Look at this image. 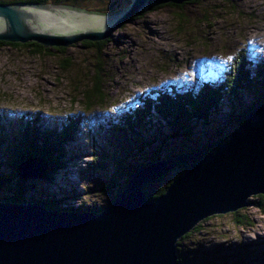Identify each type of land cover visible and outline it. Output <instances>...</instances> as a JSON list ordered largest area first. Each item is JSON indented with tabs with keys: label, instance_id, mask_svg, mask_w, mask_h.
<instances>
[{
	"label": "rangeland",
	"instance_id": "rangeland-1",
	"mask_svg": "<svg viewBox=\"0 0 264 264\" xmlns=\"http://www.w3.org/2000/svg\"><path fill=\"white\" fill-rule=\"evenodd\" d=\"M80 1L79 7L97 12H104L110 2ZM121 1L125 7L131 3ZM108 39L101 51L82 42L65 51L48 47L42 53L35 51L36 46L8 45L0 49V116L6 129L8 123L23 116H40L43 122L59 126L72 117L82 119V132L73 144L77 156L57 173L53 185L39 184L40 188L69 189V196H75L67 198L65 205L94 206L111 200L114 193L110 188L114 189L121 178L110 183L112 161L108 172L82 173L81 169L105 148L122 157L128 153L131 141L124 134L126 139H115L110 127L119 124L129 109L140 105L142 95L163 90L171 94L173 90L198 93L204 83H223L227 74L234 75L244 63L253 68L264 62V0H192L181 8H150L117 28ZM99 71L107 101L87 107L82 91ZM242 101L252 104L254 96L244 93ZM230 111L231 103L226 98L219 114L221 123ZM161 123L165 124L164 133L169 134L167 122L162 119ZM102 125L105 130H101ZM233 130L227 125L226 134ZM196 137L200 145L218 138L212 129H207L206 135L196 132ZM165 142L163 138L158 143ZM175 142L190 144L183 136ZM164 149V155L181 150L172 141ZM152 150L133 155L132 159L142 156L140 159L147 161ZM157 186L152 184L150 189ZM255 196L249 200L251 206L210 216L198 224L199 229L191 230L190 238H181L179 254L186 256L185 263L264 264V240L256 239L258 232L264 236V211L252 202Z\"/></svg>",
	"mask_w": 264,
	"mask_h": 264
},
{
	"label": "water",
	"instance_id": "water-1",
	"mask_svg": "<svg viewBox=\"0 0 264 264\" xmlns=\"http://www.w3.org/2000/svg\"><path fill=\"white\" fill-rule=\"evenodd\" d=\"M131 0L117 13L54 3H0V41L68 47L102 41L135 15L160 3ZM178 157V156H177ZM139 166L125 189L102 212H62L35 203L0 201V264H187L179 240L202 220L251 206L264 194V102L228 139L176 177L158 199L145 187L197 154ZM22 179L41 178L46 167L29 159Z\"/></svg>",
	"mask_w": 264,
	"mask_h": 264
},
{
	"label": "trees",
	"instance_id": "trees-1",
	"mask_svg": "<svg viewBox=\"0 0 264 264\" xmlns=\"http://www.w3.org/2000/svg\"><path fill=\"white\" fill-rule=\"evenodd\" d=\"M107 2L106 0H102ZM108 7L104 12L117 13L120 9L125 8L121 0H109ZM195 2L201 0H193ZM54 3L80 6V0H0V3ZM64 2V3H63ZM185 4V3H183ZM182 4V5H183ZM181 8L182 5L170 4ZM165 6L164 4H154L152 9ZM91 11V10H90ZM145 12V11H144ZM140 12L135 17L141 15ZM134 17V18H135ZM110 39L102 41L84 40L82 44L89 47H95L100 51L107 46ZM12 45L14 47H31L36 46V52L42 53L49 48L37 42L28 43H12L0 41V49L4 46ZM58 50L65 51L67 47H57ZM250 64L238 67L235 74H227L223 83L219 85H211L204 83L198 93L192 91L186 94H171L167 90H163L157 94L142 95L141 104L136 108L129 109L121 116L119 124L114 123L111 129L115 133V139L128 138L131 141V147L123 157L116 153H109L105 148L102 153L95 156L87 167L81 169L82 173H99L108 172L111 161L113 164V173L110 176V183L115 184L119 177L116 187L113 190L111 200L106 204H96L89 206L82 205H65V200L69 197V189L60 186L50 189L41 187L39 184L47 182L50 185L55 183V176L61 169L68 166V162L77 156L75 144L77 136L81 133L82 119L72 117L67 123L60 126L56 122H43L42 117L19 118L16 122L4 126L3 115L0 116V201L12 203H35L46 206L49 209H58L60 211L69 212H95L104 211L121 193L134 171L142 165H150L158 160H169L184 154H197L198 157L190 162L180 163L175 166L168 174L157 178L154 183L158 184L154 189H150L152 184L145 187L150 199L156 200L165 193L168 185L184 171H186L191 163L197 162L209 153L213 152L228 139L226 133L227 125L234 130L246 122L249 116L254 112L256 106L264 102V62L255 65L253 68ZM102 71L97 73L89 81L86 89L82 91L87 107L94 104H103L107 101V95L104 91L102 80ZM249 93L254 96V102L246 105L242 101V94ZM228 98L231 103L230 113H225L221 123L219 114L223 101ZM223 115V114H221ZM164 119L170 127L169 134L163 131L161 121ZM109 123H111L109 121ZM89 125V124H88ZM8 127H11L8 130ZM90 129L91 125H89ZM105 126H101V130H105ZM207 129H212L218 136L217 139L201 144L198 137L193 138L196 132L206 135ZM198 130V131H197ZM87 131L92 132L87 128ZM124 134V136H123ZM171 135V136H170ZM179 136L187 137L190 141L189 145L175 142ZM105 140L107 139L103 135ZM125 138V139H126ZM163 138L165 143H158ZM174 142L176 146L180 145L181 150L175 151L173 154H165V146L169 142ZM187 147L186 149H183ZM147 149L152 150V154L148 156V160L132 159L133 155L142 154ZM113 156V157H111ZM178 157L175 162L178 161ZM29 159H35L46 167V174L41 178L22 179L19 174V167ZM95 160V161H94ZM111 174V172H110ZM171 174V175H170ZM172 174H175L174 176ZM108 181V182H109ZM67 187V186H65ZM74 189V188H72ZM71 192V191H70ZM76 193V190H74ZM254 204L264 211V195L259 194L254 197ZM238 222L241 223L240 220ZM244 224V223H242ZM196 226L194 230L199 229ZM191 232L185 234L182 239L191 237ZM181 239V240H182ZM180 244V243H179ZM179 259L187 262L184 254H179Z\"/></svg>",
	"mask_w": 264,
	"mask_h": 264
},
{
	"label": "bare ground",
	"instance_id": "bare-ground-1",
	"mask_svg": "<svg viewBox=\"0 0 264 264\" xmlns=\"http://www.w3.org/2000/svg\"><path fill=\"white\" fill-rule=\"evenodd\" d=\"M260 45H262V44H260ZM259 236H258V238H256L257 239V241H263L264 240V236H263V233H261V232H258L257 233ZM246 236H248V235H246ZM249 241H253V239H251V238H247Z\"/></svg>",
	"mask_w": 264,
	"mask_h": 264
}]
</instances>
